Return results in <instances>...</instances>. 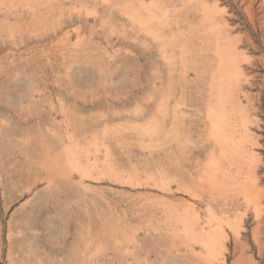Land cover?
I'll list each match as a JSON object with an SVG mask.
<instances>
[{
  "label": "rangeland",
  "instance_id": "rangeland-1",
  "mask_svg": "<svg viewBox=\"0 0 264 264\" xmlns=\"http://www.w3.org/2000/svg\"><path fill=\"white\" fill-rule=\"evenodd\" d=\"M0 264H264V0H0Z\"/></svg>",
  "mask_w": 264,
  "mask_h": 264
},
{
  "label": "bare ground",
  "instance_id": "bare-ground-1",
  "mask_svg": "<svg viewBox=\"0 0 264 264\" xmlns=\"http://www.w3.org/2000/svg\"><path fill=\"white\" fill-rule=\"evenodd\" d=\"M80 170V169H79Z\"/></svg>",
  "mask_w": 264,
  "mask_h": 264
}]
</instances>
